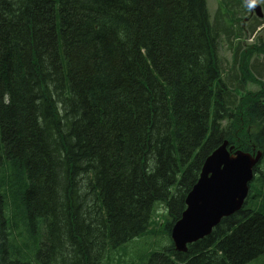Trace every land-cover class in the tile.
Masks as SVG:
<instances>
[{
    "label": "trees",
    "instance_id": "16d2710c",
    "mask_svg": "<svg viewBox=\"0 0 264 264\" xmlns=\"http://www.w3.org/2000/svg\"><path fill=\"white\" fill-rule=\"evenodd\" d=\"M218 1L229 30L228 10L251 32L264 24L244 19L242 0ZM229 30L212 27L206 0H0V264L113 262L152 233L158 205L170 237L223 142L264 154V83L245 104L235 86L262 82L264 41L239 46L224 80ZM234 119L245 122L220 129ZM253 173L241 210L145 264L264 256V156Z\"/></svg>",
    "mask_w": 264,
    "mask_h": 264
},
{
    "label": "water",
    "instance_id": "95a60500",
    "mask_svg": "<svg viewBox=\"0 0 264 264\" xmlns=\"http://www.w3.org/2000/svg\"><path fill=\"white\" fill-rule=\"evenodd\" d=\"M245 5L261 17L255 0H245ZM261 157V152L254 155L233 152V147L223 142L205 159L197 182L186 196V209L171 228L170 238L176 252L185 253L187 245L207 237L223 218L241 210L253 179V168Z\"/></svg>",
    "mask_w": 264,
    "mask_h": 264
},
{
    "label": "rangeland",
    "instance_id": "374dc122",
    "mask_svg": "<svg viewBox=\"0 0 264 264\" xmlns=\"http://www.w3.org/2000/svg\"><path fill=\"white\" fill-rule=\"evenodd\" d=\"M217 1L218 0H206V7L210 15L211 25L218 32L220 30H225V29L229 30L232 26L231 22L230 24L227 21L222 22L219 19L220 17H218L217 15V10H218ZM255 1L262 7L263 10H261V12H264V0H255ZM237 10L238 8L235 5L234 11L236 12ZM225 14H227V17L233 21L234 27L232 30L234 32V35L230 38V40H227L224 32H221L220 37L217 40L218 41L217 56L222 62L224 80H226L227 75L230 72L231 63H233V54H235V51L238 49L239 46L240 49L242 50H245L246 48H250L253 45L257 47H262L263 45L262 44L260 45L258 39H260V41H264V26H262L258 30L256 29L254 32H251L248 28L242 27L243 23L242 21L239 20V17L232 18L233 15L229 10L227 12L225 11L223 15ZM244 14L246 15L244 17L245 19L247 18L249 13L248 11H245ZM256 54H258L259 56H257ZM253 60H254V64L257 67V73L260 75L262 82H257V81L247 82V84L243 87V89L239 87V85H235L237 86V89L239 91V97H238L239 101H241L248 92L256 93L258 90H260V88L264 83V53H254ZM234 88L236 87L234 86L231 87V89ZM233 94L235 95V97H237L235 91H233ZM247 101L248 98L243 99L242 104L247 103ZM241 122H245V120L239 119V121H237L234 119L231 122L224 121L223 123L220 124V129L225 128L227 124L241 123ZM235 130H236L235 127L231 128L232 132H235ZM253 181L254 180H252L251 182ZM168 222H169L168 214L166 213L165 206L158 205L152 219V233H149V235L146 236L143 235V237L141 238H137L128 247L124 249L125 251H120L119 253H117V255H115V259L113 260V262H106L105 264H118V263L126 264L130 262V256L133 258L132 263L130 264H145L146 263L144 262L145 258L150 253L163 251L165 248L171 245L168 232L166 233V235L164 232L165 225H167ZM111 258H114V256H112ZM118 260L120 261L117 263L116 261ZM249 264H264V256L259 257L258 259L254 260Z\"/></svg>",
    "mask_w": 264,
    "mask_h": 264
},
{
    "label": "bare ground",
    "instance_id": "6f19581e",
    "mask_svg": "<svg viewBox=\"0 0 264 264\" xmlns=\"http://www.w3.org/2000/svg\"><path fill=\"white\" fill-rule=\"evenodd\" d=\"M223 5H226L225 3H224V1H223ZM229 6L228 7H231L232 8V10L234 11L235 10V5H230V4H228ZM227 6V5H226ZM237 13H238V10L235 12L234 11V14H236L237 15ZM63 108V107H62ZM2 164V163H1ZM203 166V165H202ZM202 169V168H201Z\"/></svg>",
    "mask_w": 264,
    "mask_h": 264
}]
</instances>
